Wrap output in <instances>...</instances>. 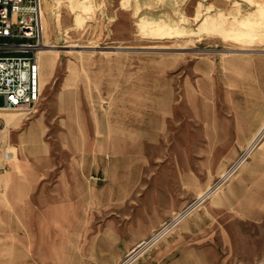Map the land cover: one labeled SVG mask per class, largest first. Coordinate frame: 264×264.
<instances>
[{
    "label": "rangeland",
    "instance_id": "obj_1",
    "mask_svg": "<svg viewBox=\"0 0 264 264\" xmlns=\"http://www.w3.org/2000/svg\"><path fill=\"white\" fill-rule=\"evenodd\" d=\"M239 3V0H43L47 46L38 54L40 101L32 110L0 113L2 172L13 160L7 159L6 153L17 151L13 144L16 132H9L5 117L25 112L16 120L17 123L22 119V126L36 114L45 119L44 139L51 149L54 167L46 178L47 188L36 193L38 207L39 195L43 191L48 196L54 195V186L59 181L80 186L96 181L102 186L99 157L91 166L92 173L83 168L76 172L71 165V132L82 126L72 123V114H77L76 105L73 106L79 101L74 103L77 96L88 121L85 130L93 133L98 125L92 119L102 117L105 110L110 109L112 117H117L120 106L126 107L132 96L158 93L163 97L174 90L176 118L171 121L165 147L172 149L171 162L191 164L193 169L191 184H187L192 193L185 203L176 205V210L181 209L178 212L210 187L239 154L248 152L233 175L166 234L162 233L168 227L157 232L171 220L168 204H132L129 206L134 210L143 208L138 218L134 212L120 218L123 213L119 210L125 209L126 204L100 203L93 205L96 210H90L89 220L80 221L81 227L92 231L116 227L125 233L121 235H56L53 228L77 226L79 222L40 218L39 213L30 211L13 215L19 218L7 214L0 218V264H121L135 253L131 264H264V213L249 214L239 204L264 133L239 148L234 157L229 155L230 148L223 146L219 152L223 153L225 163L219 167L213 158L206 159L200 152L206 141L203 126L196 117L200 105L201 57L209 58L204 66L215 68L222 53L231 50L219 39L244 41L243 36L249 33V28L237 23L238 15L233 14L232 5L236 4L240 10ZM134 87H143L144 91L137 92ZM149 87H154V91ZM147 103L150 102L144 101V106ZM89 143L93 148V139ZM102 191L100 187L93 194L103 195Z\"/></svg>",
    "mask_w": 264,
    "mask_h": 264
},
{
    "label": "crops",
    "instance_id": "obj_2",
    "mask_svg": "<svg viewBox=\"0 0 264 264\" xmlns=\"http://www.w3.org/2000/svg\"><path fill=\"white\" fill-rule=\"evenodd\" d=\"M253 1L239 0L240 10L236 9V4L232 5L233 14L239 18L237 23L249 28V33L243 36L244 41L219 39L231 50L222 53L215 68L204 66L208 56L200 59V105L196 117L203 126L206 141L200 152L206 159L213 158L219 167L225 163L223 153L219 152L223 146H228L229 155L234 157L239 148L264 133V0ZM134 88L137 92L144 91L143 87ZM149 88L154 91V87ZM172 93L163 97L151 93L146 97L139 94L128 98L129 104L120 106L117 117H112L110 109L105 110L102 117H94L91 122L98 126L93 133L85 130L88 121L81 110L80 96L74 97V103L79 101L73 105H76L77 114H72V123L82 126L71 132V165L76 172L83 168L92 173L91 166L99 157L103 183L99 186L96 181H88L80 186L75 182L59 181L54 186V195L48 196L44 191L39 195L40 207L36 193L47 188L46 178L54 167L51 149L44 139L47 124L41 114L30 117L23 126L22 119L16 123L10 116L5 117L9 132H16L13 144L17 151L12 153L8 169L0 171V213L4 214L0 218L7 214L10 218H19L13 215L30 211L39 213L40 218L79 222L77 226L52 229V233L62 236L125 234L116 227L92 231L80 226V221L89 220L91 212L96 210L93 205L100 203L126 204L125 209L119 210L123 213L120 218L133 212L138 218L143 208L134 210L129 206L132 204H168L167 211L172 213L169 219H172L181 210H176V205L185 203L192 193L187 184H191L193 173L191 164L171 162L172 149L165 147L171 121L176 118L175 94ZM144 101L150 103L144 106ZM92 139L94 147L90 148ZM255 154L254 168L245 180L239 204L249 214L257 212L261 216L264 213V141ZM100 187L103 195L93 194ZM164 227L158 228L159 231Z\"/></svg>",
    "mask_w": 264,
    "mask_h": 264
},
{
    "label": "built area",
    "instance_id": "obj_3",
    "mask_svg": "<svg viewBox=\"0 0 264 264\" xmlns=\"http://www.w3.org/2000/svg\"><path fill=\"white\" fill-rule=\"evenodd\" d=\"M46 46L43 0H0V110H32L39 103L42 90L38 54ZM247 152L178 212L164 227H168L166 231L218 190L244 162ZM5 157L10 159L12 152L8 151ZM136 254L121 264H131Z\"/></svg>",
    "mask_w": 264,
    "mask_h": 264
},
{
    "label": "bare ground",
    "instance_id": "obj_4",
    "mask_svg": "<svg viewBox=\"0 0 264 264\" xmlns=\"http://www.w3.org/2000/svg\"><path fill=\"white\" fill-rule=\"evenodd\" d=\"M44 23H45V21H44ZM41 86H42V80H41ZM41 89H42V87H41ZM24 113H25V112H18L17 114L11 116V119H15V120L20 119L21 116H22ZM156 237H157V236H156ZM149 242H150V241H149Z\"/></svg>",
    "mask_w": 264,
    "mask_h": 264
}]
</instances>
